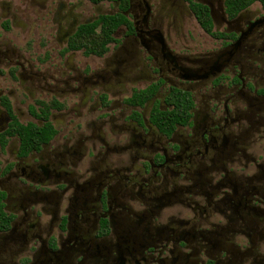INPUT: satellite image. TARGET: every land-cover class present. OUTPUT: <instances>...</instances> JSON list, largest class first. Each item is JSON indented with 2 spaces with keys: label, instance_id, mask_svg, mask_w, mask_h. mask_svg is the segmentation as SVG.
Listing matches in <instances>:
<instances>
[{
  "label": "flooded vegetation",
  "instance_id": "af4514ba",
  "mask_svg": "<svg viewBox=\"0 0 264 264\" xmlns=\"http://www.w3.org/2000/svg\"><path fill=\"white\" fill-rule=\"evenodd\" d=\"M228 2L0 0V264H264V10Z\"/></svg>",
  "mask_w": 264,
  "mask_h": 264
},
{
  "label": "trees",
  "instance_id": "16d2710c",
  "mask_svg": "<svg viewBox=\"0 0 264 264\" xmlns=\"http://www.w3.org/2000/svg\"><path fill=\"white\" fill-rule=\"evenodd\" d=\"M258 3L261 8L264 10V0H229L228 4L230 10L236 14L241 10L252 6L253 4Z\"/></svg>",
  "mask_w": 264,
  "mask_h": 264
},
{
  "label": "rangeland",
  "instance_id": "374dc122",
  "mask_svg": "<svg viewBox=\"0 0 264 264\" xmlns=\"http://www.w3.org/2000/svg\"><path fill=\"white\" fill-rule=\"evenodd\" d=\"M253 7H254V8H256V7H260V5H259L258 3H256V4H254Z\"/></svg>",
  "mask_w": 264,
  "mask_h": 264
}]
</instances>
